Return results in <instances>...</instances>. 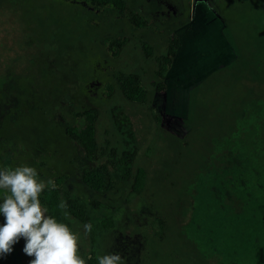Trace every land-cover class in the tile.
<instances>
[{
	"label": "rangeland",
	"instance_id": "374dc122",
	"mask_svg": "<svg viewBox=\"0 0 264 264\" xmlns=\"http://www.w3.org/2000/svg\"><path fill=\"white\" fill-rule=\"evenodd\" d=\"M128 1L152 24L173 27L179 39L166 90L151 97L162 128L153 125L145 110L120 105L138 145L150 148L140 160L148 171L142 193L125 202L121 186L104 195L81 186L68 160L82 162L81 152L64 142L61 131L63 120H72L80 108L103 111L112 106L105 93L113 64L104 49L108 39L130 31L146 40L152 35L128 27L110 8L0 0V59L10 74L22 80L33 75L30 86L40 88L36 76L44 73L45 59L67 57L74 69L67 93L49 103L52 115L36 118L46 130L51 127L46 140H54V149L46 142L35 159L14 155V160L42 174L68 173L70 187L103 201L101 210L91 211L92 218L113 215L114 226L97 239L96 252L119 253L125 264H264V136L248 140L237 153L239 163L226 169V148L216 136L228 120L235 91L264 90V0H211L215 13L201 0ZM161 36L152 39L158 42ZM131 58L138 67L134 49L123 60ZM219 64L225 68L212 81L198 83ZM43 152H52L53 161L42 157ZM157 217L164 221L161 238L154 234ZM73 229L80 234L81 254L87 248L86 233L79 225ZM22 246L21 240L0 255V264H29L31 257Z\"/></svg>",
	"mask_w": 264,
	"mask_h": 264
},
{
	"label": "trees",
	"instance_id": "16d2710c",
	"mask_svg": "<svg viewBox=\"0 0 264 264\" xmlns=\"http://www.w3.org/2000/svg\"><path fill=\"white\" fill-rule=\"evenodd\" d=\"M60 1L82 4L88 6V10L90 6L96 9H113L128 27L137 32L150 31L152 34L148 35V40L142 36L135 37L132 31L128 34H113L104 48L113 62L108 68L110 79L105 90L112 106L103 111L96 107L80 108L72 120L65 118L61 123L64 142L81 152L82 162L76 158L68 159L76 170V178L81 186L97 195L114 193L121 186L125 194L124 200L129 202L140 195L146 185L148 171L140 160L150 148L145 147L147 144L145 148L138 145L128 115L120 105L145 110L153 125L162 128V115L152 104L151 97L166 90V75L179 48L178 36L173 27L165 30L163 25L152 24L144 19L131 7L128 0ZM211 2L207 0L215 13V5ZM158 34L162 35L158 42L153 41V36ZM133 49L137 52L135 63L138 67L133 66L135 59L123 60L125 53ZM9 51L12 54V46H9ZM48 61L44 60V73L36 76L41 87L33 88L30 86L35 79L33 75L22 80L19 75L10 74L0 59V167L19 165L14 160V155L23 160L29 157L35 159L38 147L44 146L46 142L50 149H54V140H46L51 127L46 130L48 126L44 127L36 118L39 119L48 112L52 115L49 103L67 93L74 69H71L67 57H56ZM119 62L121 65H118ZM222 66L219 64L211 69L198 83L203 84L207 78L212 81L216 71L228 64ZM194 86L188 95V117L192 110L189 99ZM233 99L235 101L228 113V120L221 123L216 134L218 142L223 143L226 148L223 151L224 169L230 167L231 162L239 163L237 153L248 140L253 143L264 136V90L235 91ZM231 148L234 150L231 151ZM42 157L53 161L52 152H43ZM38 165L42 167L41 162ZM36 170L42 179H51L55 185L54 188L46 187L40 195L49 214L71 228L79 225L83 229L85 223L92 225V230L86 233L87 248L80 255L86 258V264H96L95 243L102 234L113 228V215L100 220L93 219L91 211L101 210L103 201L70 187L68 173L42 174L37 168ZM154 224L157 227L154 234L161 238L164 221L157 217ZM88 257L91 259H87Z\"/></svg>",
	"mask_w": 264,
	"mask_h": 264
},
{
	"label": "clouds",
	"instance_id": "9594fccd",
	"mask_svg": "<svg viewBox=\"0 0 264 264\" xmlns=\"http://www.w3.org/2000/svg\"><path fill=\"white\" fill-rule=\"evenodd\" d=\"M46 187L55 185L31 165L0 167V255L22 240L21 251L31 257L29 264H86L79 254V232L42 204L40 195ZM83 229L90 232L92 225L85 223ZM95 259L96 264H125L119 253L98 250Z\"/></svg>",
	"mask_w": 264,
	"mask_h": 264
},
{
	"label": "flooded vegetation",
	"instance_id": "af4514ba",
	"mask_svg": "<svg viewBox=\"0 0 264 264\" xmlns=\"http://www.w3.org/2000/svg\"><path fill=\"white\" fill-rule=\"evenodd\" d=\"M202 2H205V4H207V0L206 1H204V0H201ZM208 7H209V5H208Z\"/></svg>",
	"mask_w": 264,
	"mask_h": 264
},
{
	"label": "water",
	"instance_id": "95a60500",
	"mask_svg": "<svg viewBox=\"0 0 264 264\" xmlns=\"http://www.w3.org/2000/svg\"><path fill=\"white\" fill-rule=\"evenodd\" d=\"M204 1H206V0H204Z\"/></svg>",
	"mask_w": 264,
	"mask_h": 264
}]
</instances>
